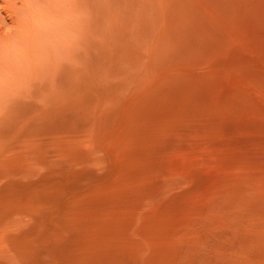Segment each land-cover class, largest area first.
I'll use <instances>...</instances> for the list:
<instances>
[{
  "label": "rangeland",
  "instance_id": "rangeland-1",
  "mask_svg": "<svg viewBox=\"0 0 264 264\" xmlns=\"http://www.w3.org/2000/svg\"><path fill=\"white\" fill-rule=\"evenodd\" d=\"M0 264H264V0H0Z\"/></svg>",
  "mask_w": 264,
  "mask_h": 264
}]
</instances>
